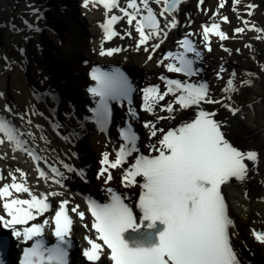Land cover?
<instances>
[{"label":"snow or ice","instance_id":"obj_1","mask_svg":"<svg viewBox=\"0 0 264 264\" xmlns=\"http://www.w3.org/2000/svg\"><path fill=\"white\" fill-rule=\"evenodd\" d=\"M183 2L184 0H83L82 6L86 9L90 5L102 6L105 10V22L100 25L104 33L99 53L101 56H112L125 50L120 47L105 49L103 44L116 36H120V39L125 36L133 38L134 30L137 34L135 50L143 48L144 52L149 53L147 59L150 61L167 39L169 31L178 26L175 13ZM240 2L241 0H234L233 11ZM153 3L160 6L158 12L152 7ZM199 3L203 4L204 0H199ZM224 4L225 0H220L217 15ZM114 9L120 14L114 13ZM32 11L39 20L42 16L40 10L33 8ZM222 20L228 22L226 16ZM120 21H126L129 26L123 35L115 29ZM25 23L28 28L40 31L39 27L33 28L32 24L27 21ZM244 24L246 28L248 21H244ZM245 28H236L234 31L242 33ZM191 35L193 34H187L178 42L183 51L166 53L163 59L157 61L158 66L163 65L167 72L183 74L185 77L197 76L200 70L194 68L195 61L188 54L201 58V52L188 38ZM201 35L209 51L211 36H216L221 41L229 39L215 21L210 26L202 25ZM149 41L156 42L149 44ZM224 50L230 51L227 48ZM4 59L7 60V57ZM165 61L168 63L165 64ZM223 71L224 68L221 67L220 72ZM90 75L95 86L88 91L94 98H99L96 107L91 111L100 131H106L111 121V101L126 100L129 115L138 118L135 109L131 107L135 89L122 72H103L95 68ZM235 75L233 73V78L227 80L222 89L224 93L238 91ZM217 77L222 78L219 72ZM160 79L164 81V91H161L159 85H151L141 90L142 111L150 115H156L157 109L168 113L167 116L156 115L155 121H145L143 125L148 129L150 139L157 137L158 132L162 134L156 144L149 146L151 152L157 154H139L133 157V153H139V136L129 122L119 129L122 143L115 151V159L110 160V154L103 153L100 161L102 167L97 174V179L102 178L104 184L109 185L113 180L111 169H122V186L133 188L138 185L140 188L135 205L139 211H134L125 202L126 195L117 193L110 186L105 188L109 196L108 202L100 203L88 198V212L93 218L89 231H94L95 238L85 236L89 247L83 249L82 255L90 264H98L105 255L110 264H241L231 239L230 229L235 226L234 221L229 216L221 186L232 179L244 181L249 172L246 161L255 164L258 153L235 147L222 132V122L214 118L216 112L201 107L202 104H221L233 115L238 111L223 103V100L214 99L207 82L191 83L165 76ZM249 83L250 81L243 82L245 85ZM168 96L172 99L161 105L160 102ZM225 99L230 100L231 96L227 95ZM190 108L196 109L191 120L184 121L166 132L163 128H157L160 120H175L176 113ZM5 110L11 112L7 105ZM33 114L42 115L35 111ZM20 119L23 120L24 116H20ZM27 123L31 125L32 120L28 119ZM35 127L41 128L40 125ZM54 128L59 134V126L54 125ZM24 135L13 121L0 116V145L7 142L14 152H25L33 161L39 162L41 157L27 146ZM27 135L33 136L31 132ZM40 139L48 142L43 135ZM63 139L67 141L70 137L65 136ZM130 157L133 158L131 163ZM125 164L128 167H124ZM49 167L51 176L37 163L38 179L45 183L51 179L53 183L64 187L63 180L67 178L65 173L58 167ZM63 167L86 180L83 170H77L68 164H63ZM15 171L19 172V178L15 173L9 172L11 182L0 186V227L10 230L12 236L22 244L29 245L32 242L23 248L19 264H69L74 224L70 212L75 213L81 221H84L85 213L79 211V205L69 209L68 199L60 200L58 207L54 209L50 197L63 196V192L49 191L37 195L28 185L27 174L21 169ZM5 179L0 172V181ZM22 194H27L28 198H22ZM49 212H54V215L42 222H36ZM49 226H52L56 241L51 245L44 239L45 228ZM83 227L88 229L87 224ZM252 232L257 242L264 243V233L255 229ZM4 247L5 243L0 241V264H5L2 256Z\"/></svg>","mask_w":264,"mask_h":264},{"label":"bare ground","instance_id":"obj_2","mask_svg":"<svg viewBox=\"0 0 264 264\" xmlns=\"http://www.w3.org/2000/svg\"><path fill=\"white\" fill-rule=\"evenodd\" d=\"M35 1L0 0V26L4 24L8 29L5 41L2 39L3 45L1 46L0 43V56L3 59L2 65H0V94H2L0 95V113L1 116L13 121L16 126H20L24 130V138L28 145L34 147L41 157H46V159H49L48 161L65 173L67 184L69 183L74 188L83 187L84 185L77 174L75 172L69 174L63 164L71 166L80 164L82 166L83 163L88 164L92 161L89 171L94 170L96 157L103 156L105 152L111 153L113 151L111 148L112 143L106 142L102 135L98 136L89 127L81 130L83 137L75 138L73 132L81 124L78 117L84 116L83 110L79 109L78 113L75 112L70 115L71 109L65 102L61 103L63 104L62 107L58 106L55 103L56 101L52 103L53 96L50 92L56 93L59 89H66L68 85L61 87L56 74L48 69L45 61L47 54L42 52V41L39 34L34 33L33 30H27L28 27L25 21L28 24H35L36 16L31 13ZM193 3L194 0H187L181 3V6L193 7ZM217 3V0H208L205 5V16L209 15L211 9ZM249 5L255 7L249 8ZM258 5L255 0H241L238 5H235L236 10L233 11L234 0H225L222 11L230 14V24L227 22L226 26L233 33V37L226 41V45L236 51V54L233 52V55L229 57V51L216 48L209 55L212 63L217 64L228 57L227 64L232 67L231 70L236 74L234 79L238 91L232 93L222 91L228 78H233L232 75H228V71L220 75L222 78H218L219 67L215 66L211 68L209 76L212 78V88L216 96L223 100V103L233 106L238 111L233 115L221 104H208V107L212 111L213 109L216 110L215 118L217 121L222 122L223 127L221 130L224 132L226 139L242 151L251 150L258 153V161L255 164L246 161L249 172L244 181L232 179L221 186L222 194H224V191L227 192L229 199L233 201L232 207L236 211V213H233L230 204L227 203L229 216L235 225L230 229L232 244L238 253L241 264H264V250L259 252L261 246L264 248V243L259 244L256 242L251 230L248 229L250 225H254L250 221L256 222L257 228H260L264 222V104L262 103L264 73L260 69L264 66V49L255 46V42L257 43L260 40L259 37L263 36L264 31L258 32L255 29L264 30V21H262L264 10ZM152 7L156 8V5L153 3ZM99 11L87 14L84 20L80 22L77 19L78 15L76 16L74 13L76 11L71 12V21L63 29L66 44L58 45L59 36L55 39H52L51 36L48 37L52 44L62 51L63 55L61 57L65 59L63 62L65 68L78 72V76L85 74V67L81 65V59L97 58L91 49L96 48L97 45L95 37L98 30L94 22L97 15L101 19ZM249 12H251V15H249ZM242 20L248 21L246 28ZM39 23L42 24L41 21ZM236 28H245V31L236 33L234 31ZM91 37H94V40H91ZM9 44H11V47ZM125 44L128 46V51L120 55L117 60L121 59L130 64L132 71L143 80L153 77L157 71L161 70V66L156 64L159 49L155 52L152 60L145 61L149 53L142 51V48L136 51L130 40ZM246 45H250V47H246ZM21 49H23L22 52ZM4 57H7V60ZM219 57H222V59ZM29 59L34 62V65L28 74ZM244 81H250V83L245 85L243 84ZM227 95L231 96L230 100L225 99ZM48 102L52 108H59L58 112L51 113L46 105ZM6 105L11 108V112L5 110ZM218 106L220 107L217 108ZM33 111L42 113V115H34ZM12 114L16 117L14 118ZM175 115V121L178 123L184 113L181 112V114ZM20 116H24V119L21 120ZM28 119L32 120L31 125L27 123ZM152 120L153 118H150V121ZM169 121L171 120H165L163 123ZM163 123H161L162 126ZM35 125H40L41 128L37 129ZM54 125L59 126V134ZM29 132L33 134L35 139H33V136L27 135ZM41 135L47 138V143L40 139ZM65 136L70 137V139L66 141L63 139ZM160 137L161 133L158 134V137H153L151 140L147 137V139L153 144ZM84 140L91 143L90 148L85 149L88 145L83 143ZM78 147H82L84 153L82 158L86 159H82L81 156L77 157L75 150ZM10 162L21 167L27 173L31 184L34 187H39V180L36 179L38 173L32 158L25 152H14L12 146L5 142L0 145V166L7 167ZM118 172L120 173V170ZM49 175L51 176L52 173L50 172ZM115 175L117 174L114 172L113 176ZM102 185L107 186L102 178L99 180L90 178L85 188L92 193L91 190L94 191L96 187ZM41 188L63 192L65 197L79 203L82 202L72 191L65 190L64 187L53 183L51 179L47 183L43 181ZM251 218L253 219L251 220ZM261 232H264V229H261ZM76 243L74 239L75 250L78 247ZM245 245L249 246L248 253Z\"/></svg>","mask_w":264,"mask_h":264},{"label":"rangeland","instance_id":"obj_3","mask_svg":"<svg viewBox=\"0 0 264 264\" xmlns=\"http://www.w3.org/2000/svg\"><path fill=\"white\" fill-rule=\"evenodd\" d=\"M255 1H257L258 2V4L259 5H262V8H263V10H264V0H255ZM258 5V6H259ZM261 8V7H260ZM237 18H239L238 16H237ZM262 21H264V17H262ZM264 24V23H263ZM3 27H5V28H2V29H0V31L2 30L3 31V33H4V35H5V38H6V36H7V28H6V26H3ZM260 37H264V32H263V36H260ZM260 40L259 41H257V43L255 42V46L256 47H260V48H262V49H264V38H259ZM9 46L11 47V44H9ZM217 57V56H216ZM2 61H3V59H2V57L0 56V65H2ZM257 62H259V60H257ZM256 62V63H257ZM263 64V63H262ZM261 69V71H262V73H264V66L262 67V68H260ZM262 103L264 104V95H263V98H262ZM85 145H89V142L87 141H84L83 142ZM10 164L12 165L11 167H13V164L10 162ZM84 184H86L85 182H83ZM224 193H225V191H224ZM225 196H226V199L228 200V204H230V207H231V210L233 211V213H236V211H234V207H232V203H233V201H232V199H229L230 197H228V194H227V192L225 193ZM253 218H251V220H252ZM250 223L251 224H254V227H257L256 225L257 224H255L256 222H254V221H250ZM262 225H264V222L262 223ZM261 225V227H263V229H264V226H262ZM251 226V225H250ZM249 229V228H248ZM264 250V248L261 246V250L259 249V252L260 251H263ZM246 252H247V250H246ZM248 253V252H247Z\"/></svg>","mask_w":264,"mask_h":264}]
</instances>
